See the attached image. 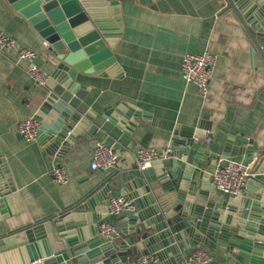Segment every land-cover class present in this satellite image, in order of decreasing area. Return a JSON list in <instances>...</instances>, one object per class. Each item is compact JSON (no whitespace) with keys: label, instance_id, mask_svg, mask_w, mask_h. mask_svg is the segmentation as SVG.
Wrapping results in <instances>:
<instances>
[{"label":"crops","instance_id":"crops-1","mask_svg":"<svg viewBox=\"0 0 264 264\" xmlns=\"http://www.w3.org/2000/svg\"><path fill=\"white\" fill-rule=\"evenodd\" d=\"M119 13L123 26L112 48L118 67L108 75L81 73L79 77L87 86L82 94L98 130L90 137L83 131L62 156L50 154L39 141L27 142L19 133L21 121L40 110L49 112L43 108L46 90L27 74L29 62H17L16 50H0V160L8 166L24 206L0 221V237L71 208L103 183L111 186L108 198L123 195L132 179L135 151L140 147L166 149L178 127L202 125L204 133L199 139L211 152L220 153L230 137L235 144L251 138L264 149V69L255 62L249 30L226 0H120ZM0 31L13 36L18 46L34 49V62L48 74L52 72L55 63L45 42L7 0H0ZM206 50L218 59L209 93L203 97L182 78L181 63L184 54ZM119 102L138 112L136 123L122 124L113 114L119 128L103 117L107 108ZM99 141L117 143L118 166L92 170L91 157ZM238 159L253 172L254 162L245 156ZM59 163L71 175L66 184L52 178V168ZM101 220L111 221L121 232L117 241L129 239L118 221L109 216ZM181 243L186 258L196 246ZM137 247L138 253L130 256L133 263L144 256L142 243ZM211 253L209 264L224 262L219 247Z\"/></svg>","mask_w":264,"mask_h":264},{"label":"water","instance_id":"water-1","mask_svg":"<svg viewBox=\"0 0 264 264\" xmlns=\"http://www.w3.org/2000/svg\"><path fill=\"white\" fill-rule=\"evenodd\" d=\"M7 1L46 43L55 63L45 84L43 108L49 112L40 110L35 118L41 122L38 141L50 154L62 156L83 131L90 137L98 130L82 94L87 86L79 77L108 75L118 67L112 48L123 26L120 0ZM226 1L249 30L255 62L264 69V0ZM113 114L129 125L139 116L120 102L103 114L117 125ZM202 129L178 127L170 144L172 155L144 171H134L133 159L132 179L122 194L135 201L137 210L109 216L129 239L107 241L99 234L97 221L108 217L111 191L103 183L71 208L1 236L0 264L39 259L43 260L38 264H134L130 256L138 253V242L144 246L142 254L158 256L153 264H187L181 242L211 250L219 247L224 252L222 264H264V149L251 138L235 144L230 137L220 153L211 152L200 142ZM238 156L255 167L242 194L227 198L218 193L211 174L220 159ZM23 207L12 174L0 160V221Z\"/></svg>","mask_w":264,"mask_h":264},{"label":"built area","instance_id":"built-area-1","mask_svg":"<svg viewBox=\"0 0 264 264\" xmlns=\"http://www.w3.org/2000/svg\"><path fill=\"white\" fill-rule=\"evenodd\" d=\"M0 50H16L18 63L29 62L27 68L29 77L36 84L45 86L49 74L34 62L37 58V52L34 49L18 46L13 36L0 31ZM217 59V54L208 50L203 53H186L183 56L182 78L188 84L195 85L203 97L209 93ZM40 126L41 122L35 117L23 120L19 123V133L27 142H36L40 137ZM172 151L171 146L164 150L155 147H140L134 153V167L137 171H144L154 162L169 157ZM120 159L121 154L116 142L106 144L99 141L94 145L90 166L92 170H109L118 166ZM51 174L58 184H66L71 179L67 166L62 163L55 164ZM251 174V166L240 159H220L211 174V182L220 193L234 197L242 194ZM107 210L108 216L118 215L123 212L132 213L137 210V206L133 199L125 195H115L108 199ZM98 230L100 236L107 241L117 240L121 236V232L109 220H101L98 223ZM211 260V250L202 245H196L192 254L186 257L187 264H209ZM157 261L156 254H148L138 258L134 264H153Z\"/></svg>","mask_w":264,"mask_h":264}]
</instances>
